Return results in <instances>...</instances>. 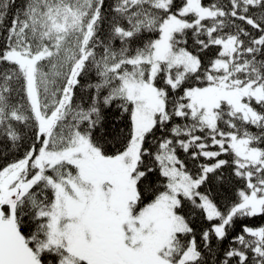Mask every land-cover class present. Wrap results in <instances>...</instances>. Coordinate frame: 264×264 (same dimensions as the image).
Segmentation results:
<instances>
[{
  "label": "snow or ice",
  "instance_id": "snow-or-ice-1",
  "mask_svg": "<svg viewBox=\"0 0 264 264\" xmlns=\"http://www.w3.org/2000/svg\"><path fill=\"white\" fill-rule=\"evenodd\" d=\"M0 161V264H264V0H0Z\"/></svg>",
  "mask_w": 264,
  "mask_h": 264
},
{
  "label": "trees",
  "instance_id": "trees-1",
  "mask_svg": "<svg viewBox=\"0 0 264 264\" xmlns=\"http://www.w3.org/2000/svg\"><path fill=\"white\" fill-rule=\"evenodd\" d=\"M204 2L207 3L208 0H204ZM189 44H191V40H189ZM215 51H216L215 49L209 50L202 57V59H204L206 62L209 57L214 56ZM78 94H79V92H78ZM176 122L180 123L181 121L178 120ZM121 127H123V124H121ZM30 139H31V135L29 133L28 137H26L25 140L23 141V146L19 149V151L17 152L15 149H13V154L9 156V160L16 159V158H19L20 156H22L25 147L30 142ZM178 155L180 156L181 159L185 160V163L187 164L189 169H191L192 163L188 161V159L185 157V154L183 152H178ZM222 158L227 159L228 157L222 156ZM0 163H3V161H0ZM229 173H230V170H228V169L224 170V175L226 177H229ZM240 186H242V184L239 180H236L235 178H229V180L225 183V185L223 187H219L217 185H208L206 187H211L213 189V196H214L216 203L218 204V206L220 207V209L222 211H225L226 206L229 205L234 200L233 192H234L235 188H238ZM201 191H205V188H201ZM195 223H196V225H199L200 227H206L207 226V223L204 220H202L200 217L196 218ZM242 224H247V225L252 226V227L264 225V216H257L255 218L238 219L236 221V224H235V230L230 229L229 234H228L229 238L225 239L223 241L222 245H219V247L221 249H226L228 247L230 238L237 234V232L240 230ZM198 233H199V227L197 228V240L199 241L200 237H199ZM213 244L216 245L217 241L214 240Z\"/></svg>",
  "mask_w": 264,
  "mask_h": 264
},
{
  "label": "bare ground",
  "instance_id": "bare-ground-1",
  "mask_svg": "<svg viewBox=\"0 0 264 264\" xmlns=\"http://www.w3.org/2000/svg\"><path fill=\"white\" fill-rule=\"evenodd\" d=\"M222 158V157H221Z\"/></svg>",
  "mask_w": 264,
  "mask_h": 264
}]
</instances>
